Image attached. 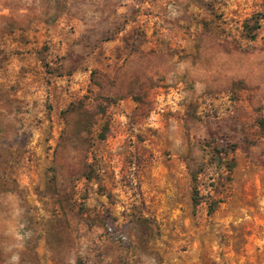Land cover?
I'll use <instances>...</instances> for the list:
<instances>
[{
  "label": "rangeland",
  "instance_id": "1",
  "mask_svg": "<svg viewBox=\"0 0 264 264\" xmlns=\"http://www.w3.org/2000/svg\"><path fill=\"white\" fill-rule=\"evenodd\" d=\"M0 264H264V0H0Z\"/></svg>",
  "mask_w": 264,
  "mask_h": 264
},
{
  "label": "trees",
  "instance_id": "2",
  "mask_svg": "<svg viewBox=\"0 0 264 264\" xmlns=\"http://www.w3.org/2000/svg\"><path fill=\"white\" fill-rule=\"evenodd\" d=\"M245 27H246L247 33L251 37H253L254 34L252 33V29L249 27V25L246 24ZM191 199H192V204L194 207L198 206L199 204H201L203 202V196L200 194V191H199L198 187L196 186V184H194ZM217 204H218V201L209 202L208 213H212L215 210Z\"/></svg>",
  "mask_w": 264,
  "mask_h": 264
}]
</instances>
